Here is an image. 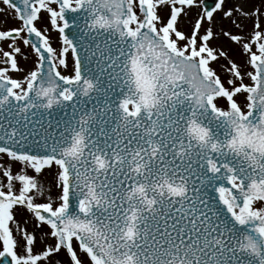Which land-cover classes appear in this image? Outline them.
<instances>
[{
    "label": "snow or ice",
    "instance_id": "snow-or-ice-1",
    "mask_svg": "<svg viewBox=\"0 0 264 264\" xmlns=\"http://www.w3.org/2000/svg\"><path fill=\"white\" fill-rule=\"evenodd\" d=\"M0 5V264H264V0Z\"/></svg>",
    "mask_w": 264,
    "mask_h": 264
},
{
    "label": "rangeland",
    "instance_id": "rangeland-1",
    "mask_svg": "<svg viewBox=\"0 0 264 264\" xmlns=\"http://www.w3.org/2000/svg\"><path fill=\"white\" fill-rule=\"evenodd\" d=\"M0 7H5V6L0 5ZM18 23L19 22L16 19H14V13H12L11 10H8L5 7V11L0 12V29L15 27L18 25ZM183 27L185 28V30H188L190 25L184 24ZM50 37H51L52 42L54 44L57 41V36H56L54 31L50 32ZM33 59H34V57L31 56L30 59H28L29 61H21V63L26 69H27V67L31 68ZM17 75H19V74H17Z\"/></svg>",
    "mask_w": 264,
    "mask_h": 264
},
{
    "label": "flooded vegetation",
    "instance_id": "flooded-vegetation-1",
    "mask_svg": "<svg viewBox=\"0 0 264 264\" xmlns=\"http://www.w3.org/2000/svg\"><path fill=\"white\" fill-rule=\"evenodd\" d=\"M55 32V31H54ZM55 34H56V36H57V41L54 43V46H58V33L57 32H55ZM31 57V56H30ZM30 57H29V59H30ZM27 61H29V60H27ZM28 68H30V67H27V69ZM14 75H17V74H14Z\"/></svg>",
    "mask_w": 264,
    "mask_h": 264
},
{
    "label": "bare ground",
    "instance_id": "bare-ground-1",
    "mask_svg": "<svg viewBox=\"0 0 264 264\" xmlns=\"http://www.w3.org/2000/svg\"><path fill=\"white\" fill-rule=\"evenodd\" d=\"M234 2H239V0H234Z\"/></svg>",
    "mask_w": 264,
    "mask_h": 264
}]
</instances>
